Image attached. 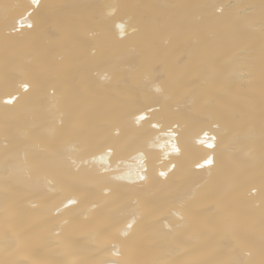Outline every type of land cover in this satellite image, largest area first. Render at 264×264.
<instances>
[{
  "label": "bare ground",
  "instance_id": "1",
  "mask_svg": "<svg viewBox=\"0 0 264 264\" xmlns=\"http://www.w3.org/2000/svg\"><path fill=\"white\" fill-rule=\"evenodd\" d=\"M0 264H264V0H0Z\"/></svg>",
  "mask_w": 264,
  "mask_h": 264
},
{
  "label": "snow or ice",
  "instance_id": "2",
  "mask_svg": "<svg viewBox=\"0 0 264 264\" xmlns=\"http://www.w3.org/2000/svg\"><path fill=\"white\" fill-rule=\"evenodd\" d=\"M33 3H36V0H33ZM29 27H31V25H29ZM23 87L25 88V89H27V87H28V85H23ZM12 99H15L14 97L12 98ZM9 103L11 102V100H9L8 101ZM141 119H143V117H141ZM209 146H211V145H209ZM205 163H211V158H209V160L208 161H206ZM161 175H164V173H161ZM141 179H143V177H141ZM69 203H72V201H69ZM116 253H114V255H115Z\"/></svg>",
  "mask_w": 264,
  "mask_h": 264
}]
</instances>
